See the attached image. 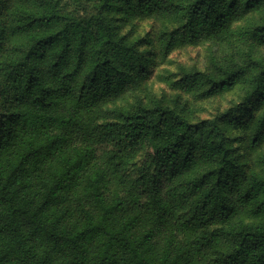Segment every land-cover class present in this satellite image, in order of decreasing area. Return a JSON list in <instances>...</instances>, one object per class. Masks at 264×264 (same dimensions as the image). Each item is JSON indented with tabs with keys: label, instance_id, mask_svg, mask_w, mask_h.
<instances>
[{
	"label": "trees",
	"instance_id": "obj_1",
	"mask_svg": "<svg viewBox=\"0 0 264 264\" xmlns=\"http://www.w3.org/2000/svg\"><path fill=\"white\" fill-rule=\"evenodd\" d=\"M133 19L167 22L157 54ZM207 42L228 52L171 87L236 104L136 100ZM261 51L264 0H0V264H264V149L245 167L235 136L264 143Z\"/></svg>",
	"mask_w": 264,
	"mask_h": 264
},
{
	"label": "rangeland",
	"instance_id": "obj_2",
	"mask_svg": "<svg viewBox=\"0 0 264 264\" xmlns=\"http://www.w3.org/2000/svg\"><path fill=\"white\" fill-rule=\"evenodd\" d=\"M169 26L167 22L160 20H131L129 27L123 29V33L128 34L132 39L142 40L143 46L158 53V44L156 42L157 33ZM150 41L149 45L144 42ZM226 51L224 48H213L210 43H203L198 46H184L171 52L167 58L162 60L159 56L153 60L152 75L149 81L145 82L142 89L137 92L138 98L142 104H146L149 97L162 100L164 104L172 105L175 96H180L181 101H187L192 109L194 120L210 119L217 114L225 112L239 101L240 90L236 88L233 91L210 99H199L194 93H185L175 90L171 87V82L180 80L185 74L193 72H208L212 68L211 55L215 57L222 56ZM264 55V51H261ZM238 154L244 166L250 165V160L261 153L264 149V143L258 148L250 147L246 139L237 133ZM146 155L142 154L134 161V171L139 167L146 165Z\"/></svg>",
	"mask_w": 264,
	"mask_h": 264
}]
</instances>
